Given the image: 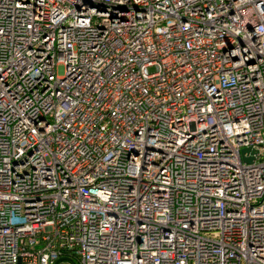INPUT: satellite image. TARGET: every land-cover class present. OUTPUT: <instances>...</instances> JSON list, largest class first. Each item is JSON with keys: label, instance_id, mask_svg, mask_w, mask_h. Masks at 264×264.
<instances>
[{"label": "built area", "instance_id": "obj_1", "mask_svg": "<svg viewBox=\"0 0 264 264\" xmlns=\"http://www.w3.org/2000/svg\"><path fill=\"white\" fill-rule=\"evenodd\" d=\"M0 264H264V0H0Z\"/></svg>", "mask_w": 264, "mask_h": 264}, {"label": "water", "instance_id": "obj_2", "mask_svg": "<svg viewBox=\"0 0 264 264\" xmlns=\"http://www.w3.org/2000/svg\"><path fill=\"white\" fill-rule=\"evenodd\" d=\"M93 4L97 5L100 9H106L107 8V5H104L103 3L100 5V2H98V1H94ZM246 149L247 148H244L243 151L246 150Z\"/></svg>", "mask_w": 264, "mask_h": 264}]
</instances>
